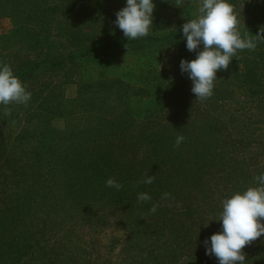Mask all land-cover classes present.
Wrapping results in <instances>:
<instances>
[{"label":"rangeland","instance_id":"1","mask_svg":"<svg viewBox=\"0 0 264 264\" xmlns=\"http://www.w3.org/2000/svg\"><path fill=\"white\" fill-rule=\"evenodd\" d=\"M48 1L54 5L59 0ZM153 3L156 7L150 32L154 33L166 28L182 29L187 20L196 18L201 6V0H183V3L153 0ZM232 5L240 21L237 28L241 34L253 27L254 32L249 36L257 35L264 27L262 2L236 0ZM73 6L77 7L74 19H78V26L70 30L64 22L65 11L55 10L42 16L28 9L26 3L0 0V64L13 68L27 56L29 61L34 62L62 63V66L51 68L43 76L48 87L46 91L56 102L52 103L59 105L54 112L57 118L50 121V125L58 131L64 129V118L78 121L81 115L79 106L67 103L75 99L79 85L84 84L82 79L78 80L79 66L117 65L122 69L135 61L133 56L111 49L85 57L87 63H84V58L78 59V42L84 39L90 41L92 37L103 41L100 31L104 25L119 29L114 24L115 14L126 6V0H78ZM253 16L256 20H250ZM16 29L22 30L12 34ZM108 33L113 34V30ZM121 33L120 30L118 34ZM68 34L74 36L75 42L69 40ZM81 36L85 38L80 39ZM84 47L88 51V45ZM148 48L149 51L142 56L157 57L152 60L155 64L150 66L155 69L158 78H166L171 91L158 111L138 122L136 127L146 135L154 133L161 138H170V143L176 141L179 135L185 138L179 147H174L175 142L170 147L176 152L171 159L173 165H188L182 172V178L188 184H178L176 178L172 185L162 188V195L169 193L171 198L188 195L189 198L183 202L170 199V205L153 216L146 212L135 219L133 215L127 217V210H111L102 206L96 210L97 216L89 214L86 219V214L80 220L78 213L69 209L66 202L58 197L60 185L45 181L42 178L45 176L35 173L28 185L25 184L30 192L17 201L18 209L12 206L9 211L2 203L9 199L8 196L0 197V264H219L215 256L206 255L203 242L221 229V222L218 221L221 202L237 191L259 186L255 177L264 174V42H257L255 51L238 50L234 56L236 59L247 57L256 60L258 65L253 78L244 83V65L239 63L235 65V76L220 73L214 81L213 95L203 102L196 100L191 92L192 82L188 74L178 73L179 49ZM164 85L167 86L166 83ZM124 90L121 83H116V95H121ZM103 108L105 112L107 107ZM1 109L2 106L0 113ZM119 111L120 118H123L124 109L120 107ZM11 122L2 120L0 115V129L9 126L12 134H17L21 126ZM209 124L214 126L215 132L208 130ZM28 128L32 129L31 126ZM194 138L201 141L192 143ZM92 143L91 146H96L98 142ZM37 145L36 139H26L18 146L28 149ZM204 154L206 158L202 156ZM128 155L118 158V161L125 163ZM194 157L200 162L203 159L207 161V168L198 177L194 172L195 165L190 163ZM73 160L70 156L63 163L73 165ZM140 160L139 157L134 158L135 162ZM138 169L136 165V171ZM123 171L125 176L137 173L133 165ZM174 177L178 175L174 174ZM163 180L160 183H164ZM59 184L63 185V181ZM45 186L46 189H43ZM143 190L139 188L133 192L137 196ZM197 195H205V201L191 198ZM11 198L13 201L14 196ZM183 209L186 211L183 212ZM100 216L103 218L98 219ZM155 219L158 220L157 226L154 225ZM163 221L166 225L160 228L159 224ZM250 245L242 249L246 254L244 264H264V236Z\"/></svg>","mask_w":264,"mask_h":264},{"label":"trees","instance_id":"2","mask_svg":"<svg viewBox=\"0 0 264 264\" xmlns=\"http://www.w3.org/2000/svg\"><path fill=\"white\" fill-rule=\"evenodd\" d=\"M72 1L59 0L53 5L48 0H18L19 3H26L28 9L33 13L42 16H47L55 10L65 11L64 22L68 25V29L74 30L78 26V19H74L77 7L73 5H76L78 0H74L75 4ZM227 2L232 5L236 0H227ZM258 2H262V6H264V0H258ZM255 18V16L252 19L250 17V20ZM249 28L247 29L248 34L253 33L254 28ZM78 29L80 28L78 27ZM110 29L113 30V34H107ZM21 30L16 29L12 34L20 33ZM119 31L120 29H116L114 26L104 25L100 31V35L104 36L103 41H99L95 37L89 38L90 41L84 39L85 36L79 37L84 40L78 42V59L84 58V63H87L85 57L99 54V51L108 49L131 55L135 61L130 66L124 65L122 69L117 65L79 66L78 80L82 79L84 84L79 85L78 95L75 99L67 103L74 107L79 106L81 115L78 121H67L64 118L62 131H58L50 125V121L58 116L54 112H56V108H59V105L56 106L52 103L55 101L49 91H46L48 87L43 79L44 74H47L51 68L62 66V63L59 61L60 65L49 64V61L46 60L35 61V63L33 60L29 61L27 59L29 56H27L20 65H15L12 68L14 75L27 86L26 91L31 92L32 95L27 107L23 104L11 103L8 106L11 109L10 115H6L4 106L0 105L2 106L1 119L10 120L18 127L21 126L17 134H12L8 125V127L5 126L6 129H0V197L8 196L9 199L6 202H1L9 211L12 206L14 209H18V202L22 196L30 192L25 184L28 185L32 180L31 176L35 173L45 176L42 177L45 181H54L55 184L60 185L58 197L66 202L69 209L78 213L80 220L86 214V219L89 214L95 216L96 210L102 206H108L107 208L111 210L115 208L127 210V217L133 215L136 219L142 214L150 212L153 205H159L156 211L159 213L163 207L170 205V199L183 202L189 198L188 195H179L174 198L162 199V188H167L169 184L172 185V181L177 180L176 178H178V184H184L183 186L188 184L182 178V172L187 169L188 165L182 163L173 165L171 162L176 152L174 153L170 146L175 141L170 143V138H161L155 136L154 133L146 135V132L137 130L139 125L136 124L158 111L163 99L171 91L165 81L166 78L161 76L158 78L155 69L150 66L155 64L152 60L157 57L142 56L149 51L148 47H155L150 49H156V47L179 49L180 57L177 59V65H180L182 59L188 61L195 59L196 54L187 50L186 39L180 28H166L160 33L150 32L147 37L129 41L124 37L123 32L119 35ZM67 36L70 41L75 42L74 36L70 34ZM85 44L88 45V51L84 47ZM65 59L68 58L65 57ZM239 63L244 65L242 70L245 72L244 83L246 84L250 78H253L254 70L258 65L254 58L236 59L233 57L229 69L218 71L217 78L220 77L221 72L224 73V76L229 74L235 76V65ZM262 69H264V65H262ZM178 73H181V70ZM248 74L251 76L248 77ZM116 83H121L125 89L121 95L115 93ZM164 83H166V87H164ZM254 84L259 85V83ZM103 107H107L105 112ZM120 107L124 109L123 118H120ZM29 126L32 129L28 128ZM160 128L158 127V129ZM207 128L212 132L216 131L212 124H209ZM26 139H36L38 145L28 149L19 147V143ZM200 141L194 138L191 142L199 143ZM71 142L75 145L71 146ZM92 142L98 143L96 146H91L94 144ZM9 144L10 146H8ZM58 146L61 148L57 149ZM127 153L129 154L127 161L119 162L118 158L126 156ZM70 156L74 158L73 165L63 163L64 159ZM202 156L206 158L205 154ZM138 157L141 160L135 162L134 158L138 159ZM165 158L168 160L165 161ZM193 159L190 163L195 165L194 172L198 177L199 173L207 168V161L203 159L200 162L195 157ZM131 165L134 166L135 171L136 165L139 167L136 171L137 175L125 176L123 170ZM172 165L173 167H171ZM146 173L155 175L152 184L139 183L145 179ZM174 174H177L178 177L173 178ZM109 178H115L118 183L123 185L122 189L117 191L115 188L106 187L105 182ZM162 178L164 183H160ZM62 181L63 185L59 184ZM139 188L144 189L143 193H148L152 199L148 202H139L138 195L136 196L133 192ZM11 196H14L16 202L14 199L12 201ZM204 196L197 195L191 198L194 201H205ZM102 218V216L98 217V219ZM157 224L158 220L155 219L154 225L157 226ZM165 225L166 222L163 221L159 227ZM2 228H5L3 224Z\"/></svg>","mask_w":264,"mask_h":264},{"label":"clouds","instance_id":"3","mask_svg":"<svg viewBox=\"0 0 264 264\" xmlns=\"http://www.w3.org/2000/svg\"><path fill=\"white\" fill-rule=\"evenodd\" d=\"M177 2L183 3V0ZM155 7L153 0H126V6L115 14L114 24L128 41L147 37L153 29ZM239 23L234 6L227 0H201L196 18L181 26L186 48L196 57L191 61L182 59L179 67L182 74H188L196 100L203 102L213 95L217 72L229 69L238 50L255 51L257 42H264V27L255 36H249L248 32L242 35L237 28ZM26 87L9 65L0 64V105L4 106L6 115H10L11 103L27 107L32 94ZM184 139L182 135L177 136L174 147H179ZM154 180L155 175L146 173L139 183L152 184ZM255 180L259 186L237 191L222 200L218 216L221 229L203 242L206 255L215 256L219 264H244L246 254L242 249L264 236V174ZM105 185L117 191L123 187L115 178L107 179ZM169 197V193H164L162 199ZM151 199L148 193L137 196L139 202ZM158 207L153 205L149 211L154 214Z\"/></svg>","mask_w":264,"mask_h":264}]
</instances>
